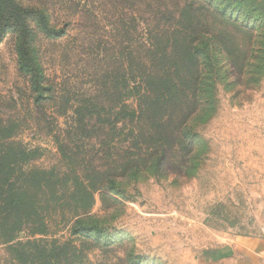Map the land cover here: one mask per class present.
<instances>
[{"label": "rangeland", "instance_id": "obj_1", "mask_svg": "<svg viewBox=\"0 0 264 264\" xmlns=\"http://www.w3.org/2000/svg\"><path fill=\"white\" fill-rule=\"evenodd\" d=\"M145 3L0 0V148L12 137L31 150L30 168L66 182L92 180L94 167L114 181L75 223L82 202L62 183L43 234L17 232L0 209V264H254L264 251V37L206 52L181 109L185 132L169 135L175 148L139 158L125 111L135 64L143 70ZM77 106L119 120L112 149L98 144L109 126L85 119L94 132L76 130ZM22 248L31 257H18Z\"/></svg>", "mask_w": 264, "mask_h": 264}, {"label": "trees", "instance_id": "obj_2", "mask_svg": "<svg viewBox=\"0 0 264 264\" xmlns=\"http://www.w3.org/2000/svg\"><path fill=\"white\" fill-rule=\"evenodd\" d=\"M232 2L234 6L228 12L226 5ZM163 3V0H146V12L155 18L147 14L146 41L141 43L143 70L139 72L140 68L135 64L138 71L134 70L136 76H133L130 89L132 103L126 106L125 111L127 134L137 150L132 155L139 158L154 155L157 159H165L175 148H169L170 136L175 134L177 138L185 132L188 112L182 116L181 109L190 107L188 104L192 101L188 91L193 86L192 68L202 70L207 62L206 52L214 47L228 51L242 46L244 36L264 37V12L261 4L254 0H222L223 4L220 0H170L168 4ZM258 24L261 30L253 34L250 26ZM193 89H197V85ZM98 106L102 107L99 102L96 106L94 103L96 109ZM86 110V107L78 106L74 109L76 130L81 134L94 132V127L85 130V119H94V124L101 127L109 126L111 135L98 140V144L100 148L112 149L116 139L122 136L124 127H118L119 120L111 116L97 110L89 114ZM115 113L116 116L122 114L121 106ZM168 126L171 127L170 133ZM6 140L10 143L0 148V209L4 213L3 222L10 215L15 217L17 232L27 230L32 234H43L47 231L51 213L55 215L60 199L57 193L62 183L75 189L71 194L77 195L74 198L76 204L82 202L78 203L80 208L73 212L72 216L76 217L74 223L80 221L79 216L90 212L94 192L109 191L114 185L106 170L97 167L93 168L95 177L88 181L75 178L66 182L47 176L46 171H34L28 162L31 150L14 145L12 137ZM114 161L116 158L110 160L111 163ZM60 215L64 214L61 212ZM3 240L8 241V236ZM18 255L24 259L32 254L22 248Z\"/></svg>", "mask_w": 264, "mask_h": 264}, {"label": "crops", "instance_id": "obj_3", "mask_svg": "<svg viewBox=\"0 0 264 264\" xmlns=\"http://www.w3.org/2000/svg\"><path fill=\"white\" fill-rule=\"evenodd\" d=\"M263 261V262H262ZM254 264H264V251L259 252L255 259H254Z\"/></svg>", "mask_w": 264, "mask_h": 264}]
</instances>
